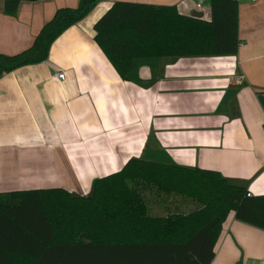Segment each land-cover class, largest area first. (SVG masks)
I'll list each match as a JSON object with an SVG mask.
<instances>
[{
    "label": "crops",
    "instance_id": "obj_1",
    "mask_svg": "<svg viewBox=\"0 0 264 264\" xmlns=\"http://www.w3.org/2000/svg\"><path fill=\"white\" fill-rule=\"evenodd\" d=\"M116 2L176 6L211 17V0H100L51 45L48 59L0 77V193L62 188L90 196L132 159L218 172L264 196V0L239 2L238 52L145 58L123 80L95 41ZM79 0H0V55L29 49L57 10ZM63 72L65 80L55 77ZM156 213L189 205L158 196ZM193 208V207H192ZM211 264H264V231L231 214Z\"/></svg>",
    "mask_w": 264,
    "mask_h": 264
},
{
    "label": "trees",
    "instance_id": "obj_2",
    "mask_svg": "<svg viewBox=\"0 0 264 264\" xmlns=\"http://www.w3.org/2000/svg\"><path fill=\"white\" fill-rule=\"evenodd\" d=\"M38 1L44 0H4V12L15 15L22 2ZM99 1L57 10L29 49L0 55V77L46 61L53 42ZM95 33L127 80L140 59L235 55L239 3L211 0V17L204 20L176 6L116 2ZM158 196L190 203L156 213ZM231 214L264 231V196L215 171L132 158L118 173L96 180L90 196L62 188L0 193V264H211Z\"/></svg>",
    "mask_w": 264,
    "mask_h": 264
},
{
    "label": "built area",
    "instance_id": "obj_3",
    "mask_svg": "<svg viewBox=\"0 0 264 264\" xmlns=\"http://www.w3.org/2000/svg\"><path fill=\"white\" fill-rule=\"evenodd\" d=\"M190 1L192 3H194L196 10H202L203 9L204 0H190ZM235 1H237L239 3L241 0H235ZM248 1L256 2L257 0H248ZM55 77L59 80H62V81H64L66 78V76L63 72H56ZM249 196H250V194H249Z\"/></svg>",
    "mask_w": 264,
    "mask_h": 264
},
{
    "label": "water",
    "instance_id": "obj_4",
    "mask_svg": "<svg viewBox=\"0 0 264 264\" xmlns=\"http://www.w3.org/2000/svg\"><path fill=\"white\" fill-rule=\"evenodd\" d=\"M191 16H193V17H196V18H202V16H201V14H192Z\"/></svg>",
    "mask_w": 264,
    "mask_h": 264
}]
</instances>
